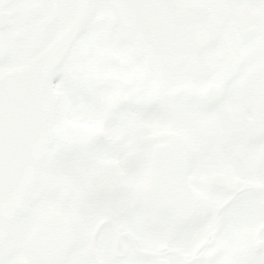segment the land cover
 <instances>
[{
	"label": "snow or ice",
	"instance_id": "6c2138e0",
	"mask_svg": "<svg viewBox=\"0 0 264 264\" xmlns=\"http://www.w3.org/2000/svg\"><path fill=\"white\" fill-rule=\"evenodd\" d=\"M0 264H264V0H0Z\"/></svg>",
	"mask_w": 264,
	"mask_h": 264
}]
</instances>
